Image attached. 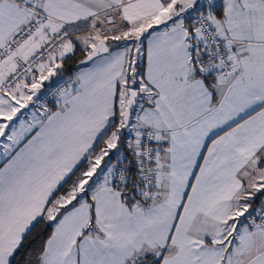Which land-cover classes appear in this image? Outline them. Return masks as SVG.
<instances>
[{"label": "snow or ice", "instance_id": "6c2138e0", "mask_svg": "<svg viewBox=\"0 0 264 264\" xmlns=\"http://www.w3.org/2000/svg\"><path fill=\"white\" fill-rule=\"evenodd\" d=\"M0 264H264V0H0Z\"/></svg>", "mask_w": 264, "mask_h": 264}]
</instances>
